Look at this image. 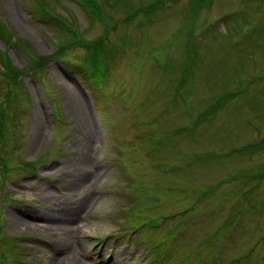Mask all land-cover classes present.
Segmentation results:
<instances>
[{"label":"rangeland","instance_id":"1","mask_svg":"<svg viewBox=\"0 0 264 264\" xmlns=\"http://www.w3.org/2000/svg\"><path fill=\"white\" fill-rule=\"evenodd\" d=\"M94 1L0 0V263L264 264V0Z\"/></svg>","mask_w":264,"mask_h":264},{"label":"trees","instance_id":"2","mask_svg":"<svg viewBox=\"0 0 264 264\" xmlns=\"http://www.w3.org/2000/svg\"><path fill=\"white\" fill-rule=\"evenodd\" d=\"M165 0H154V2L147 8V9H143L142 7L133 11L132 13H128L125 17L124 20H129L131 19L135 14L138 13H142V12H154L159 6L160 4H162ZM35 2V3H34ZM83 5L85 7H88L89 9H92L94 7V3H96L94 0H82ZM46 4V5H45ZM49 5V4H48ZM47 5V0H32L31 2V6L33 9V12H35V15L38 17L43 18L44 20H48L51 21L52 24H57L60 23V16L56 13L53 12L51 10V6ZM61 25V24H60ZM71 27V26H70ZM66 34H68L67 36L69 37V40H67L65 43L60 44V48L58 49L57 52L54 53L53 56L59 57L60 55H62L64 53V51L66 49H68L71 46H75V47H81L84 50H86L89 54L88 58L86 60L81 61L82 64L80 65L82 67V69H84L85 71H87L90 75L93 81L95 82H100L102 84L103 81V77H102V73L104 71H106V65L105 63L102 62V58H101V49H102V45H103V41L105 40V34H101L100 36H98L97 38L93 39V40H88V39H84L82 38V36L79 35V33L75 30H73V28H69L68 30H66ZM0 37L7 43H10L12 40V36L10 35V33L8 32V30L6 29V27L4 26L3 22L0 19ZM14 42H16V38H14ZM18 46L20 47L21 44L19 43ZM47 58L43 57V56H38L35 58H30V60H28V65H26V69L30 70V71H35L36 73H40L41 70L43 69L44 65H45V61ZM0 63L4 64L3 69L5 71V75L9 78L10 80V89L8 90V92L6 93L5 96V100L4 102H9V99H12V94H13V87H18L19 86V81L18 78L19 76L23 73V69H19L16 67H13L9 64V61L7 59H5V57L3 55H1L0 57ZM20 87V86H19ZM22 93H24L21 90ZM260 149H264V137L261 139V142H259L258 144ZM0 163H3L2 165L8 169V162L6 160H4L3 158L0 159ZM24 166L29 167L30 170H34L36 167V163L31 162V163H24ZM264 167V165H263ZM240 174H236L230 177V181L236 179L237 177H239ZM5 238L3 237V240L1 242L4 243L3 245V251L7 252L9 251V248L6 244L7 240H4ZM3 252V258H9V256L11 255V253H5ZM14 257H16L15 255H13ZM1 262V261H0ZM4 262V261H2ZM2 264V263H0Z\"/></svg>","mask_w":264,"mask_h":264},{"label":"bare ground","instance_id":"3","mask_svg":"<svg viewBox=\"0 0 264 264\" xmlns=\"http://www.w3.org/2000/svg\"><path fill=\"white\" fill-rule=\"evenodd\" d=\"M35 130H37L36 127H35ZM33 215L34 216H45V215L41 214V212H36ZM10 218H11V220L13 219L12 215L10 216Z\"/></svg>","mask_w":264,"mask_h":264}]
</instances>
